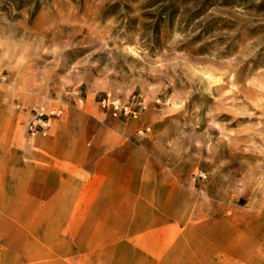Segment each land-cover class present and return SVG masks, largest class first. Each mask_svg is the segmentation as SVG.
<instances>
[{
    "label": "rangeland",
    "instance_id": "obj_1",
    "mask_svg": "<svg viewBox=\"0 0 264 264\" xmlns=\"http://www.w3.org/2000/svg\"><path fill=\"white\" fill-rule=\"evenodd\" d=\"M37 110L61 114L31 133ZM107 152L160 166L126 191L157 181L187 204L171 249L187 224L200 251L209 226L255 224L264 0H0V264H159L125 234L134 210L84 208L78 164Z\"/></svg>",
    "mask_w": 264,
    "mask_h": 264
},
{
    "label": "crops",
    "instance_id": "obj_2",
    "mask_svg": "<svg viewBox=\"0 0 264 264\" xmlns=\"http://www.w3.org/2000/svg\"><path fill=\"white\" fill-rule=\"evenodd\" d=\"M146 158L145 155L135 157L114 152L87 155L78 164L81 173H85L87 178L85 184L82 183L86 189L81 190L82 194L88 195L84 208L134 210L128 216V230L125 234L135 241L149 243L144 248V258L148 259V263H151L153 257H158L159 264H264V214L254 220L255 224L250 226L241 221L239 228L235 229L231 228V219H227V226L220 235L215 233V226H209L211 233H208L204 241L205 249L201 251L186 249L190 247L187 244L199 236V223L187 224L183 232L177 233L178 236L172 239L175 249L164 244L168 242L169 236L174 235L172 226L176 227V224L183 221L181 217L184 216L183 210L187 204L179 201L181 196L177 197V194L161 188L157 181L146 193L138 188L134 191L124 189L120 178L143 176L145 161L156 168L149 174L151 178L161 175L157 161L148 159L149 156ZM129 193H134L133 197H128ZM101 203L105 205H97ZM178 241L183 244L177 245ZM152 242L159 243L158 249L150 244Z\"/></svg>",
    "mask_w": 264,
    "mask_h": 264
},
{
    "label": "built area",
    "instance_id": "obj_3",
    "mask_svg": "<svg viewBox=\"0 0 264 264\" xmlns=\"http://www.w3.org/2000/svg\"><path fill=\"white\" fill-rule=\"evenodd\" d=\"M112 110L114 113H120L123 115H129L131 114V109L130 107L127 106H121L119 103H112ZM61 114L60 111L57 110H48V111H43V110H37L34 118L31 120L29 124V130L31 133H36L39 130H44L46 127H48L51 123V121L54 118L59 117ZM141 134V132H139Z\"/></svg>",
    "mask_w": 264,
    "mask_h": 264
}]
</instances>
